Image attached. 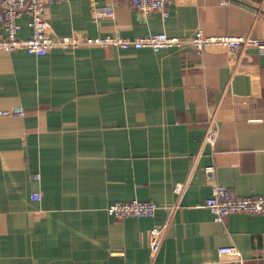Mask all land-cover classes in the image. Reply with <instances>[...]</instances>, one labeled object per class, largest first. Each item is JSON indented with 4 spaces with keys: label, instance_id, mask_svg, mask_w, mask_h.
Instances as JSON below:
<instances>
[{
    "label": "crops",
    "instance_id": "0c3cea01",
    "mask_svg": "<svg viewBox=\"0 0 264 264\" xmlns=\"http://www.w3.org/2000/svg\"><path fill=\"white\" fill-rule=\"evenodd\" d=\"M174 1L144 15L128 0H56L53 34L137 39L166 33L264 40V0ZM114 10L97 20L94 11ZM20 37H29L27 18ZM2 29L0 26V34ZM0 264H264V215L216 222L205 169L241 197L264 195V54L191 46L0 51ZM216 113L215 150L204 146ZM187 185L181 195L179 183ZM40 193L41 200L30 195ZM153 217L115 219V202ZM169 222L152 257L149 233ZM235 247L239 258L220 257Z\"/></svg>",
    "mask_w": 264,
    "mask_h": 264
},
{
    "label": "built area",
    "instance_id": "2783aa9c",
    "mask_svg": "<svg viewBox=\"0 0 264 264\" xmlns=\"http://www.w3.org/2000/svg\"><path fill=\"white\" fill-rule=\"evenodd\" d=\"M56 0H0V51L18 52L25 51L35 56H45L52 50L74 51L85 46H95L102 49L110 47L120 50L148 48L155 52L161 49H175L191 46L198 54H203L209 48L218 47L230 53H237L245 48H255L264 54V40H256L249 37L234 36H209L206 37L199 31L192 39L182 40L179 37H170L166 33L151 34L137 39L123 37L118 29L107 36H86L72 34L68 36H56L53 34L49 20L48 10ZM116 2L118 0H110ZM132 7L139 13L151 15L160 13L163 18L169 15V8L174 1L185 2L191 0H128ZM223 1V5L227 4ZM97 20L115 17L114 10L94 11ZM26 17L27 25L31 29L29 37H20L22 25L20 20ZM27 110L22 106H14L9 110L0 111V116L25 117ZM204 146L215 150L220 134V124L216 113H211L207 120ZM205 175L210 184V196L204 201L203 206L209 210L216 222L223 223L233 214L264 215V195L241 197L230 189L228 190L217 180L215 166L207 167ZM186 183H179L174 188V193L181 195ZM31 200H41L40 193L30 195ZM157 206L153 202L131 200L128 202H115L107 207L109 216L115 219H124L129 216L140 218L153 217L157 213ZM169 222L160 227H153L149 233V245L151 256L154 257L162 247V241L168 232ZM219 256L227 258H239V252L235 247H220Z\"/></svg>",
    "mask_w": 264,
    "mask_h": 264
}]
</instances>
